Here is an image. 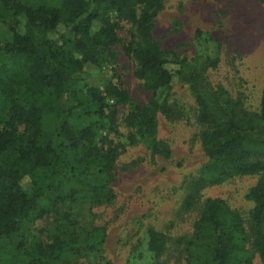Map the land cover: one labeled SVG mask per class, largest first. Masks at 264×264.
Returning a JSON list of instances; mask_svg holds the SVG:
<instances>
[{
	"label": "trees",
	"instance_id": "16d2710c",
	"mask_svg": "<svg viewBox=\"0 0 264 264\" xmlns=\"http://www.w3.org/2000/svg\"><path fill=\"white\" fill-rule=\"evenodd\" d=\"M0 1L6 6L11 3L7 10L20 9L26 15L25 32L13 29L12 40L0 42V239L12 240L35 217L80 194L99 204L114 199L110 185L120 146L107 142L109 133L119 130V105L129 106L124 120L131 127L130 142L138 140L165 158L171 156L172 149L157 137L158 115L180 116L184 111L169 101L168 94L139 104L111 77L96 74L116 58L119 22L111 17L116 13L136 26L126 52L136 60L138 78L149 90L172 88L175 74L166 62L168 55L176 54L163 50L153 34V21L164 0H49L58 4L37 5ZM96 20L101 25L93 30ZM62 24L64 33L59 31ZM70 46L81 57L75 56ZM208 67L205 62L196 70L187 71L183 65L177 71L191 85L202 126L201 143L209 158L204 172L208 177H201L196 185L207 180L223 183L264 171V89L259 111L250 110L241 96L212 86ZM93 76L105 84L103 89L89 88L94 110L88 107L89 101H84L85 107L70 106L67 96L75 85ZM50 114L55 115V124L48 128L44 123ZM92 114L97 117L91 118ZM86 119L89 122L85 124ZM28 182L35 184L32 194L24 188ZM263 183L252 187L247 196L256 204L251 221L264 263ZM65 184L70 185L67 191ZM42 199L52 206H42L35 214ZM194 199L191 193L185 206ZM57 221L73 224L67 213L59 215ZM100 229L99 238L89 241L98 248L106 238ZM147 232L149 250L158 262L168 249V237L153 227ZM193 232L190 242L204 252L206 264H249V259L234 257L247 248L245 222L223 199H206ZM19 246L16 248L25 264H51L64 255L77 256L81 250L79 236L67 240L55 235L46 244Z\"/></svg>",
	"mask_w": 264,
	"mask_h": 264
},
{
	"label": "rangeland",
	"instance_id": "374dc122",
	"mask_svg": "<svg viewBox=\"0 0 264 264\" xmlns=\"http://www.w3.org/2000/svg\"><path fill=\"white\" fill-rule=\"evenodd\" d=\"M20 1L23 5L58 4V1L49 0ZM9 6L11 3L7 6L0 3V8L4 9L0 12L1 43L12 40L13 29L25 32L24 11L7 10ZM111 17L119 22L120 39L114 46L116 58L96 74L111 77L139 104L166 94L171 103H178L184 111L180 116L167 117L162 112L158 115L157 137L170 145L172 154L165 158L153 154L138 140L130 142L131 127L124 120L129 106L119 105V130L109 133L107 142L120 146L110 185L114 199L99 204L80 194L58 204L50 213L35 217L12 240L0 239V264H25L24 256L16 248L19 243L26 247L37 246L53 241L55 235L67 240L79 236L81 250L77 256L64 255L51 264H206L204 252L190 241L194 238V223L208 198L223 199L245 222L247 248L234 257L249 259V264H264L257 250L256 230L251 221L256 204L247 196L252 187L264 182V171L237 176L223 183L207 180L195 184L201 177H208L204 172L209 158L201 143L202 126L197 120L191 85L177 73L183 65L191 71L208 62L207 76L213 87L221 86L231 96H241L248 109L259 111L264 89V3L260 0H164L153 21V34L163 50L176 54L167 56L166 67L175 74L169 91L145 87L136 74V60L126 52L136 26L116 13H111ZM100 25L101 22L96 20L92 29L97 30ZM59 31L65 32L63 24ZM70 51L81 57L74 47L70 46ZM212 61L215 64H211ZM95 78L88 77L75 85L67 96L70 106L85 107L84 101L90 102L91 98L89 88H104V82ZM109 103L114 101L109 100ZM90 105L88 107L94 110V103L90 102ZM92 117L97 116L92 114ZM88 122L86 119L84 123ZM54 124L55 115L50 114L44 126L51 128ZM105 133L106 130L101 131L102 135ZM65 186L67 191L70 185ZM24 188L32 194L35 184L28 182ZM191 193L195 199L190 206H185ZM42 206L51 207L52 204L42 199L35 214ZM63 213L70 215L73 224L63 225L57 221ZM149 227L168 237V249L158 262L148 247ZM100 228L104 229L106 238L98 248L92 242L99 238Z\"/></svg>",
	"mask_w": 264,
	"mask_h": 264
}]
</instances>
